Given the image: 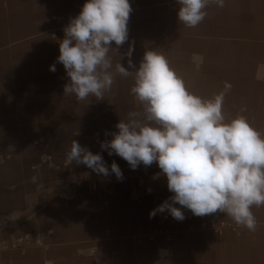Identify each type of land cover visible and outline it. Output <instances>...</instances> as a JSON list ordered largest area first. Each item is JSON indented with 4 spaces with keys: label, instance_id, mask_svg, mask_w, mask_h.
Listing matches in <instances>:
<instances>
[{
    "label": "crops",
    "instance_id": "0c3cea01",
    "mask_svg": "<svg viewBox=\"0 0 264 264\" xmlns=\"http://www.w3.org/2000/svg\"><path fill=\"white\" fill-rule=\"evenodd\" d=\"M129 2V39L109 53L113 66L128 67L120 58L130 45L137 67L146 50H157L201 98L231 85L225 120L242 115L264 135V0L210 2L193 28L178 22L175 0ZM84 3L0 0V264H264V206L251 209L255 231L219 211L210 223L220 234L188 210L183 221L167 212L150 218L172 195L156 163L131 170L101 152L100 142L111 139L105 132L140 106L133 78L118 74L102 100L64 95L59 41ZM72 140L115 161L123 179L70 163ZM25 237L38 244L14 247Z\"/></svg>",
    "mask_w": 264,
    "mask_h": 264
},
{
    "label": "clouds",
    "instance_id": "9594fccd",
    "mask_svg": "<svg viewBox=\"0 0 264 264\" xmlns=\"http://www.w3.org/2000/svg\"><path fill=\"white\" fill-rule=\"evenodd\" d=\"M175 2L178 22L189 28L204 20L210 2L224 5V0ZM131 12L129 0H85L59 41L56 63L62 64L68 77L64 95L102 100L115 75L132 77L130 94L139 110L120 119L116 131H106L111 139L101 141L100 149L122 158L131 170L156 163L172 195L149 213L150 218L167 212L183 221V210L196 217L219 211L255 231L257 221L251 209L264 206V135L242 115L225 120L223 102L231 85L225 84V91L212 98H201L187 90L167 57L157 50H146L137 67L130 45L120 58H127L128 67L120 60L113 66L109 53L128 41ZM49 71H56L55 63ZM66 158L97 175L123 179L115 161L108 165L100 153L93 154L76 140L71 141ZM45 264L52 262L45 260Z\"/></svg>",
    "mask_w": 264,
    "mask_h": 264
},
{
    "label": "built area",
    "instance_id": "2783aa9c",
    "mask_svg": "<svg viewBox=\"0 0 264 264\" xmlns=\"http://www.w3.org/2000/svg\"><path fill=\"white\" fill-rule=\"evenodd\" d=\"M100 195H102L101 193H99ZM202 219V225L201 227L204 229H212L214 230L215 233L220 234L221 231H219L214 224L210 223L212 217L211 214L207 215V216H203L200 217ZM36 242V243H35ZM33 243L38 244L37 241H35L34 237H25L22 239H19L15 242L14 247L16 248H22L25 245H32ZM8 247H5V249H7Z\"/></svg>",
    "mask_w": 264,
    "mask_h": 264
}]
</instances>
